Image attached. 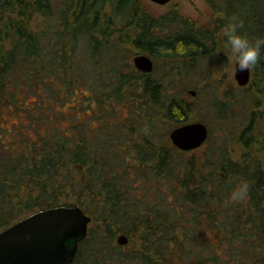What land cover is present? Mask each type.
<instances>
[{
	"label": "trees",
	"instance_id": "1",
	"mask_svg": "<svg viewBox=\"0 0 264 264\" xmlns=\"http://www.w3.org/2000/svg\"><path fill=\"white\" fill-rule=\"evenodd\" d=\"M209 3L205 28L141 0H0V231L79 205L92 219L73 264H264V51L249 103L227 92L211 103L222 121L250 113V152L170 138L195 110L184 80L226 43L229 17L264 36V0ZM136 49L152 71L135 66Z\"/></svg>",
	"mask_w": 264,
	"mask_h": 264
},
{
	"label": "water",
	"instance_id": "2",
	"mask_svg": "<svg viewBox=\"0 0 264 264\" xmlns=\"http://www.w3.org/2000/svg\"><path fill=\"white\" fill-rule=\"evenodd\" d=\"M153 1L164 4L171 0ZM134 56V64L140 70H153L150 55ZM251 69L241 71L236 64L239 84L250 81ZM190 92L196 94V90ZM209 132L204 121H189L170 130V138L178 148L190 150L201 147ZM91 219L79 205L60 204L33 212L0 231V264H73L78 244L87 236ZM117 240L126 244L128 237L122 234Z\"/></svg>",
	"mask_w": 264,
	"mask_h": 264
},
{
	"label": "rangeland",
	"instance_id": "3",
	"mask_svg": "<svg viewBox=\"0 0 264 264\" xmlns=\"http://www.w3.org/2000/svg\"><path fill=\"white\" fill-rule=\"evenodd\" d=\"M141 1L145 3L150 13L152 11L159 17L165 15L169 18L176 14L182 20H191L194 22V25L204 26L205 28L208 27V22L212 18L213 8L209 0H171L164 4H158L153 0ZM143 52L136 49L134 55ZM215 53L214 57L208 56V58H202L197 64L196 69L192 73H189V77L184 80L189 89L187 92L196 101L191 120L204 121L210 130L206 142L199 147L200 151L207 148H222L226 146L229 151H232L233 158L239 159L245 153L250 152L241 138L245 127L251 120L250 113L244 112L243 114V112L239 113L238 108L233 109L230 113L231 120L229 122L222 121L211 103L216 96L223 99L222 96L226 92L227 96L232 98L236 105L242 103L243 100L249 103L250 99L246 91L248 87H251L252 79L246 84L241 85L238 83L235 73L237 61L231 52L230 46L226 45V43L221 42L219 47L215 48ZM132 61L134 63V60ZM178 69H180L179 65ZM180 79L182 78L179 77ZM190 90H196V94L193 95ZM237 97H239V100H237ZM254 103L256 101H252V104ZM258 104V107L255 108V118L259 117L264 138V99L262 97H260ZM122 112L126 116L131 115L128 110L122 109ZM246 135L245 133L244 137ZM246 139L249 138L247 137ZM190 154H193V151L188 153V155ZM120 235H117V239Z\"/></svg>",
	"mask_w": 264,
	"mask_h": 264
},
{
	"label": "clouds",
	"instance_id": "4",
	"mask_svg": "<svg viewBox=\"0 0 264 264\" xmlns=\"http://www.w3.org/2000/svg\"><path fill=\"white\" fill-rule=\"evenodd\" d=\"M243 24V18L237 14H233L229 17L225 28L226 45L230 46L238 68L241 71L251 69L259 61L261 52L264 51V36L251 37L246 32L240 30ZM245 190L246 185L235 192L234 196H242Z\"/></svg>",
	"mask_w": 264,
	"mask_h": 264
},
{
	"label": "flooded vegetation",
	"instance_id": "5",
	"mask_svg": "<svg viewBox=\"0 0 264 264\" xmlns=\"http://www.w3.org/2000/svg\"><path fill=\"white\" fill-rule=\"evenodd\" d=\"M143 53H146V54L149 55V53H147V52H145V51H144ZM133 56H134V55H133ZM150 56H151V55H150ZM134 57H135V56H134ZM134 57H133V59H134ZM151 58H152V60L154 61V65H155V59H154L152 56H151ZM154 65H153V66H154ZM154 67H155V66H154Z\"/></svg>",
	"mask_w": 264,
	"mask_h": 264
}]
</instances>
